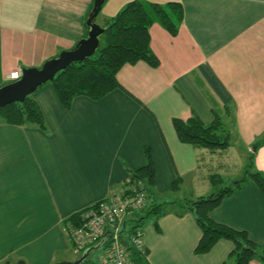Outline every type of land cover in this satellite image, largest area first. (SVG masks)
I'll list each match as a JSON object with an SVG mask.
<instances>
[{"label":"crops","instance_id":"1","mask_svg":"<svg viewBox=\"0 0 264 264\" xmlns=\"http://www.w3.org/2000/svg\"><path fill=\"white\" fill-rule=\"evenodd\" d=\"M127 1L103 0L97 21L103 24ZM180 1L183 18L175 34L158 22L149 26L157 66L124 63L116 72L123 88L99 98L76 94L69 106L46 81L32 92L44 126L0 119V261L53 264L74 258L70 217L122 193L147 151L154 167L147 205L167 204L157 224L148 215L142 225L149 263L227 259L234 244L225 237L205 252L194 251L201 228L185 199L213 192L209 177L228 171L220 157L234 146L233 136L247 157L254 151L251 169L264 175V143L253 150L264 135V0ZM93 2L0 0V84L11 72L72 47L86 33ZM216 115L230 132L223 149L181 141L172 122L180 117L207 124ZM241 184L209 215L246 230L264 246V193L254 179ZM249 264L263 263L254 258Z\"/></svg>","mask_w":264,"mask_h":264},{"label":"trees","instance_id":"2","mask_svg":"<svg viewBox=\"0 0 264 264\" xmlns=\"http://www.w3.org/2000/svg\"><path fill=\"white\" fill-rule=\"evenodd\" d=\"M182 18L183 9L180 0H169L165 3L149 0L127 1L119 11L104 21L103 25L106 28L100 35L97 50L83 60L71 62L57 71L50 80L63 105L69 106L76 94L99 98L114 88H123L116 77V72L124 63L144 60L151 66H157L159 59L150 45V24L158 22L171 34H175ZM0 119L17 124L34 123L44 126L43 113L32 93L23 101H12L0 106ZM172 122L181 141L210 149H223L230 143L229 129L226 127L225 120L219 115L207 124L186 121L180 117H173ZM262 143H264V136L253 143V150ZM146 158L145 164L131 172L123 192L132 191L134 185H141L147 200L148 186L154 181V167L148 151ZM253 159L254 151L249 155L241 179L223 184L225 178L218 173H213L209 177L214 185L213 192L201 195L197 199H185L187 208L194 213L201 228V236L194 248L195 252H205L219 238L225 237L231 239L234 245L223 264H249V261L254 258L264 264V246L251 239L246 230L216 221L209 215L210 210L219 204L225 194L241 186V182L246 179H254L264 193V175L251 169ZM179 178H175L173 187L177 186ZM219 182L221 184H218ZM83 209L75 212L70 217V221L77 220ZM161 213H163L161 203H152L145 209L141 208L137 211L123 228V242L131 264H150L145 243L143 242L142 249H139L129 236L138 232L143 235L142 225L147 216H153L157 224V217ZM88 262H93L89 256L80 264Z\"/></svg>","mask_w":264,"mask_h":264},{"label":"built area","instance_id":"3","mask_svg":"<svg viewBox=\"0 0 264 264\" xmlns=\"http://www.w3.org/2000/svg\"><path fill=\"white\" fill-rule=\"evenodd\" d=\"M20 74L21 71H13L9 78H16ZM145 203L146 196L142 186L134 185L132 191L113 193L85 207L79 218L67 226L72 246L76 251L83 252L87 247L102 241L104 251L93 262L84 264H131L122 231ZM142 236L138 232L131 234L129 239L142 249Z\"/></svg>","mask_w":264,"mask_h":264},{"label":"water","instance_id":"4","mask_svg":"<svg viewBox=\"0 0 264 264\" xmlns=\"http://www.w3.org/2000/svg\"><path fill=\"white\" fill-rule=\"evenodd\" d=\"M103 0H94L93 5L86 18V33L81 36L72 47L61 49L57 54L46 58L39 66L23 67L21 74L9 81L0 84V106L12 101H23L27 95L35 89L52 80L55 73L74 61H80L93 54L100 43V35L106 26L96 19ZM99 243L87 247L76 259H64L53 264H80L89 254L91 249L99 246ZM0 264H27L25 260H4Z\"/></svg>","mask_w":264,"mask_h":264},{"label":"rangeland","instance_id":"5","mask_svg":"<svg viewBox=\"0 0 264 264\" xmlns=\"http://www.w3.org/2000/svg\"><path fill=\"white\" fill-rule=\"evenodd\" d=\"M264 136V135H262ZM260 136V137H262ZM231 142L234 143L233 147H229L226 151V154L224 155V157H220V160L224 161L225 163L229 164L228 166V171L226 170H222L221 172L224 173V177H225V183L223 184H229L233 181H237L238 179H240L243 176L244 173V168H245V164L248 163L249 157V151L239 147L238 142L234 141V136L232 137ZM248 158V159H247ZM218 184H221V182H219ZM219 186V185H217ZM147 201L148 198L146 200L145 205H147ZM145 205L143 206V208L145 209ZM167 205L165 202H163L161 204V206H165ZM102 244H100L99 246L91 249L89 256L90 257H94L96 255L99 254H103L102 250ZM73 257L72 259H76L78 256L81 255L82 252L80 251H76L73 246L70 248ZM70 257H72V255H70Z\"/></svg>","mask_w":264,"mask_h":264}]
</instances>
